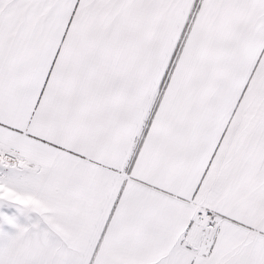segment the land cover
<instances>
[{
	"label": "snow or ice",
	"instance_id": "1",
	"mask_svg": "<svg viewBox=\"0 0 264 264\" xmlns=\"http://www.w3.org/2000/svg\"><path fill=\"white\" fill-rule=\"evenodd\" d=\"M0 264H264V0H0Z\"/></svg>",
	"mask_w": 264,
	"mask_h": 264
}]
</instances>
